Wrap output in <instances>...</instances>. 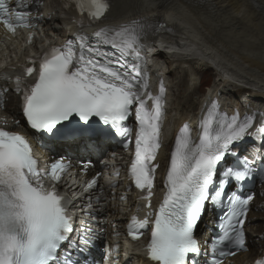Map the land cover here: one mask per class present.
I'll return each mask as SVG.
<instances>
[{"label": "snow or ice", "instance_id": "6c2138e0", "mask_svg": "<svg viewBox=\"0 0 264 264\" xmlns=\"http://www.w3.org/2000/svg\"><path fill=\"white\" fill-rule=\"evenodd\" d=\"M15 2L19 4V0ZM70 2L90 22L101 21L110 9L109 0ZM32 19L29 10L10 9L8 0H0V25L9 33L19 26H31ZM152 31V25L140 19L101 27L93 33L94 39L109 45L118 58L102 54L99 47L89 44L87 35H78L29 60L33 66L24 72L26 76L36 73L34 83L28 84L21 77L14 79V90L21 94L22 112L29 126L53 136L62 129L73 136L87 135L90 119L97 117L115 135L126 138L130 129L125 121L135 107V154L129 173L135 187L148 193L143 197L145 200L152 195L153 173L158 167L153 161L161 148L165 93L161 82L159 93L152 96L148 92L145 98L148 80L142 41ZM73 116L83 123L71 125ZM253 126L252 116L228 117L219 112L217 102L213 101L200 121L198 140L192 139L187 124L179 129L169 158L167 191L159 209L152 219L148 215L143 219L133 216L129 223L133 240L139 239L141 230L151 225V238L146 246L150 260L156 264H187L189 254L199 251L194 229L205 204L221 203L226 182H244L253 175L255 164L264 161V155L259 153L252 159L244 157L238 166L226 168L219 185L213 188L216 169L231 152V145L243 139ZM257 131L264 133V123ZM69 166L56 160L49 170H40L28 140L0 128V264H56L58 251L72 231V218L63 198L55 188L44 184L43 177L48 175L56 183ZM94 183L90 182L88 187ZM252 200V195L227 196V211L221 220L227 218L228 224L221 223L222 234L212 244V264H219L217 251L220 257L234 254L220 246L246 247L243 226ZM80 239L84 245L92 242L86 236ZM255 264H264V259L256 260Z\"/></svg>", "mask_w": 264, "mask_h": 264}, {"label": "bare ground", "instance_id": "6f19581e", "mask_svg": "<svg viewBox=\"0 0 264 264\" xmlns=\"http://www.w3.org/2000/svg\"><path fill=\"white\" fill-rule=\"evenodd\" d=\"M111 8L110 18L157 21L172 33L161 36V43L183 44L180 48L184 49V56H168L158 49L160 43L154 44L151 58L152 62L157 61L153 73L162 74L166 79L169 126L181 124L195 115L201 105L213 101L217 102L221 113L238 111L252 116L256 123L264 120V0H112ZM49 13L52 15L50 23L43 25L45 30L37 33V37L42 39L39 45L62 38L65 31L58 28L68 25L58 18L57 9L52 8ZM51 27L58 30L53 31ZM148 42L154 43L155 40ZM8 48L11 46L8 45ZM13 56L19 57L20 53L16 49L8 51V58ZM213 66L216 68L212 70ZM206 81H211L212 85L200 95L202 84ZM240 84L251 89L241 90L238 87ZM8 100L4 113L12 117L18 113L16 99L8 96ZM47 155V152L43 153L44 158ZM161 156L162 151L159 160ZM124 209L115 203L103 206L98 225L103 230L101 239L110 249L118 248L110 251V260L103 264L116 262L117 259L129 264H149L140 256L122 258L124 253L120 238L113 237V234L114 228L120 225V212ZM78 216L74 218L78 219ZM212 217L207 209L203 222L195 232L198 242L202 243L210 236ZM248 218L249 232L256 237L262 234L264 198L256 199ZM250 240L246 244L247 251L238 253L225 264H247L260 256L259 244L253 238Z\"/></svg>", "mask_w": 264, "mask_h": 264}, {"label": "rangeland", "instance_id": "374dc122", "mask_svg": "<svg viewBox=\"0 0 264 264\" xmlns=\"http://www.w3.org/2000/svg\"><path fill=\"white\" fill-rule=\"evenodd\" d=\"M202 93L204 92V90L203 91H201Z\"/></svg>", "mask_w": 264, "mask_h": 264}]
</instances>
